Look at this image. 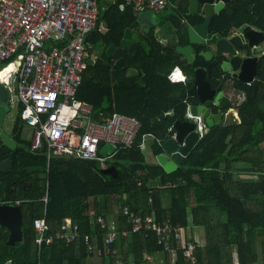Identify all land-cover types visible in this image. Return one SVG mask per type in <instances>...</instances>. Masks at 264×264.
I'll return each instance as SVG.
<instances>
[{
  "label": "trees",
  "instance_id": "obj_1",
  "mask_svg": "<svg viewBox=\"0 0 264 264\" xmlns=\"http://www.w3.org/2000/svg\"><path fill=\"white\" fill-rule=\"evenodd\" d=\"M120 2L109 5L101 17L106 32L86 36L98 54L83 71L75 97L92 105L96 120L113 112L136 117L140 128L131 146L143 160L130 167L127 148H119L104 162L105 167H115L113 173L104 172L98 160L79 158L52 157L46 168L45 148L32 150L30 141L20 135L19 110L12 130L15 147L0 139V159L13 161L10 171L0 172V202L19 200L22 239L7 244L8 231L0 227V264H149L146 255L156 252H163L164 264H191L183 249L175 248L179 241H172L173 254L163 251L151 230L118 235L117 254L98 253L106 228L97 217L113 221L119 231L128 229L124 205L142 218L168 219L182 227L185 238L196 243L194 254L202 264H264V51L250 83L229 74L222 78L219 67L212 68V87L223 89L230 80V87L243 95L222 109L236 108L238 121L207 127L178 168L167 173L157 162L145 160L140 142L146 135L152 137L150 151L155 156L161 152L160 143L173 134V122L185 119L189 84L172 82L169 74L174 66L186 74L191 69L174 46H162L152 33L134 39L117 68L105 48L118 44L126 26L135 20L129 4L118 10ZM171 18L177 20V14L173 12ZM245 24L264 32V0H229L212 15L210 30L225 34ZM10 69L2 70L1 78ZM167 111L173 115L161 118ZM33 165L42 166V179L27 170ZM37 217H44L47 235H54L69 218L78 225L79 236L69 243L54 238L39 247L33 226ZM190 222L199 228V240L185 232Z\"/></svg>",
  "mask_w": 264,
  "mask_h": 264
},
{
  "label": "built area",
  "instance_id": "obj_2",
  "mask_svg": "<svg viewBox=\"0 0 264 264\" xmlns=\"http://www.w3.org/2000/svg\"><path fill=\"white\" fill-rule=\"evenodd\" d=\"M125 4L134 12L159 11L167 1L123 0L119 8ZM99 13L97 0H0V65L10 59L0 71L11 66L0 81L6 86L10 79L16 81L20 117L32 128L31 149L45 148L46 168L52 157L98 160L103 165L117 149L130 147L140 128L136 117L119 112L96 120L92 117V105L75 97L90 57L91 45L85 39L98 27ZM169 78L175 82L186 79L176 70L170 72ZM186 117L195 123L201 138L207 127L200 114L187 112ZM106 144L113 147L112 152H105ZM14 204L19 205V200ZM122 212L130 227L121 231L112 221L97 217L96 221L106 228L103 248L98 253L117 254L118 235L127 237L140 230H151L163 251L173 254L175 248H181L191 264H202L194 254L196 243L185 238L182 227L168 219L142 218L126 205ZM33 226L39 247L54 238L69 243L79 236L78 225L69 218L64 219L54 235H47L44 217L35 218ZM173 240L179 241L175 248ZM86 244L92 248L88 240ZM146 259L152 260L148 254Z\"/></svg>",
  "mask_w": 264,
  "mask_h": 264
},
{
  "label": "water",
  "instance_id": "obj_3",
  "mask_svg": "<svg viewBox=\"0 0 264 264\" xmlns=\"http://www.w3.org/2000/svg\"><path fill=\"white\" fill-rule=\"evenodd\" d=\"M229 0H171L176 7V13L183 14L180 10L186 8L187 18L181 17V21L187 26V44L177 45L176 51L181 54L190 66L191 73L187 76V96L194 99V103L187 104L190 114H200L207 127L219 124L224 118L223 108L228 106L230 98L226 96L222 88L212 87L210 79L212 68L219 67L223 74L229 73L232 78L245 83L253 81L256 74V62L258 56L247 54L264 41V32L246 24L239 28H231L225 34L210 30V22L213 13L224 8ZM251 1V0H243ZM101 8H99L100 10ZM202 15L203 20L194 21L195 15ZM130 41V28H126L121 40L122 47L109 45L106 52L115 59L116 67L122 65L124 47ZM199 48L195 52V47ZM113 50V53H111ZM10 91L0 81V139L2 143L14 148L15 142L2 130V125L8 111L7 101ZM192 99V101H193ZM173 115L172 111L161 114V118H168ZM174 137H169L160 143L161 152L154 156L156 162L163 170L170 173L178 168L183 157H185L193 146L198 142V133L195 131V123L190 119L182 121L175 120L172 124ZM126 156L129 166L143 160L140 152L130 146L127 148ZM13 161L10 157L0 159V172L6 173L12 169ZM42 166H28V171L41 169ZM106 173H113L115 167L103 168ZM116 174V173H115ZM22 216L18 204L0 202V227L8 231L6 243L9 245L19 242L22 239Z\"/></svg>",
  "mask_w": 264,
  "mask_h": 264
},
{
  "label": "crops",
  "instance_id": "obj_4",
  "mask_svg": "<svg viewBox=\"0 0 264 264\" xmlns=\"http://www.w3.org/2000/svg\"><path fill=\"white\" fill-rule=\"evenodd\" d=\"M115 1L116 0H97V5H98L99 8H101L100 9V13H99V20H98L99 24H98V27H95L90 33H88V35H87L88 37L93 32H96V33H99V32L100 33H104V32H106L107 25H106L105 21L101 19V17L103 16L105 10L109 7V5L113 4ZM166 1H167V4H166L165 8H163L162 10H159V11L147 9V10L134 12L132 10V12L135 14L134 15L135 20L130 25L126 26V28H130V41H131V43L128 46L123 48L124 49V55H125V52H126V48L129 47L133 43L134 39L140 38V37H142L144 35H149L150 33H152V36L162 46H166V45L174 46L175 50H176V46L177 45H183V44H187L188 43L187 35H186L187 26L181 21V17H180V16H182L183 18H187V15L184 13V12H186V8L182 7L180 10L182 11L183 14L179 15V14L176 13V10H175L176 7L173 4H171V2H170L171 0H166ZM122 3L123 2H120L119 4H122ZM119 4H118V10L122 11V9L124 7L122 9L119 8ZM173 12L177 14V18H178L177 20L176 19L173 20L171 18V15L173 14ZM195 17H203V14L202 15H198L197 14V15H195ZM248 25H250V24H248ZM100 26H103V27H100ZM250 26L253 27L252 25H250ZM253 28H255V27H253ZM125 29H124V31H125ZM255 29H257V28H255ZM123 34H124V32H123ZM122 38H123V36L121 37V39H120L118 44L110 43L109 45H114L115 47H122L121 46ZM87 43H89L91 45L90 57L88 58V61H87V65H88L89 63L95 62L98 52L93 47L95 45H93L92 42L89 41ZM260 44H258L257 46H255L252 49H248L246 53L249 54V55L252 54V55H256V56L259 57V55L264 50H261L258 53V52H254V49L257 48ZM109 45H107V47L105 48L106 55H107L106 50H107ZM194 47H195V49H194L195 52L197 50H199V48L196 47V45H194ZM111 53H113V50H111ZM108 57L115 64V59L113 58V56L110 55ZM181 57H183V56L181 55ZM123 59H124V56H123ZM120 67H117V68H120ZM173 70L180 71L182 74L185 75V78H187V76L191 73V71H190L189 74H186L179 66H174L172 71ZM227 74H229V73H227ZM0 78H1V76H0ZM169 80L172 81L170 78H169ZM12 81L14 82V85H15L13 90H14L15 96H16V81L15 80H12ZM172 82H175V81H172ZM180 82H186V79L184 81H180ZM230 85H231V81L227 80V82H226V84H225V86L223 88V92L226 94V96H228L230 98L229 103L231 101L237 102V101L242 100V98H243L242 93L234 90L233 88L230 87ZM7 88L10 91L9 86H7ZM186 96H187V91H186ZM16 98H17V96H16ZM192 99L193 98L187 96L186 103L187 104H188V102L189 103H191V102L194 103V99H193V101H192ZM17 103H18L17 107H18V112H19L20 103H19L18 99H17ZM18 112H17V114H18ZM167 112H169V111H167ZM187 112H189V111H188V109L186 107L185 119H189V118L186 117V113ZM15 118H16V116H15ZM224 118H223L222 121L226 122V123H230V122H233V121H238V114H237L236 108L229 107L228 109H226L225 113H224ZM14 122H15V119H14ZM14 122H13V125L11 126V135L10 136L8 135V136L10 138H12V140L15 142V145H16V141L13 139V136H12L13 135V131L12 130H13ZM172 129H173V127H172ZM173 133H174V130H173ZM20 135H21L22 139H24L26 141H30V143H31L32 128L30 126H28L24 121H21V132H20ZM170 137H172V135ZM152 142H153L152 137L146 135L141 140L140 147L142 148L143 154H144V152H146L147 159H146V157L144 155L146 161L156 162L154 156L152 155V153L150 151V145L152 144ZM33 166H41V165H33ZM101 166L105 168V165L101 164ZM38 170H41V169H38ZM35 171H37V170H35ZM29 172H32V171H29ZM34 176L36 177V175H34ZM27 184H29V183H27ZM188 227H189L188 228V232H187V230L185 232L187 234L190 233L193 236L194 239L199 240L200 237H201V232L199 231V228L196 225H193L191 222H190V225H188ZM150 256H151L152 260L149 261V264H164L163 252H156L155 254L150 255Z\"/></svg>",
  "mask_w": 264,
  "mask_h": 264
},
{
  "label": "rangeland",
  "instance_id": "obj_5",
  "mask_svg": "<svg viewBox=\"0 0 264 264\" xmlns=\"http://www.w3.org/2000/svg\"><path fill=\"white\" fill-rule=\"evenodd\" d=\"M261 50H264V41L257 48L254 49V52L259 53ZM1 66H2V64L0 65V67ZM8 86L10 88V96L8 98V101H7L8 111L6 113L5 120H4V123L2 125V130L10 136L11 135V126L13 125L15 116L18 112V107H17L18 103H17V98L15 96V92L13 90L15 85H14V82L12 81V79H10ZM112 151H113V147L106 144L105 152L110 153ZM144 155L147 159L146 152H144ZM103 165H105V163H103ZM34 175H36L37 177L42 179L44 177V172L42 170H37Z\"/></svg>",
  "mask_w": 264,
  "mask_h": 264
},
{
  "label": "flooded vegetation",
  "instance_id": "obj_6",
  "mask_svg": "<svg viewBox=\"0 0 264 264\" xmlns=\"http://www.w3.org/2000/svg\"><path fill=\"white\" fill-rule=\"evenodd\" d=\"M227 74V73H226ZM223 76H224V74L223 75H221V77L223 78ZM107 167V166H106Z\"/></svg>",
  "mask_w": 264,
  "mask_h": 264
},
{
  "label": "bare ground",
  "instance_id": "obj_7",
  "mask_svg": "<svg viewBox=\"0 0 264 264\" xmlns=\"http://www.w3.org/2000/svg\"><path fill=\"white\" fill-rule=\"evenodd\" d=\"M0 76H1V71H0Z\"/></svg>",
  "mask_w": 264,
  "mask_h": 264
}]
</instances>
